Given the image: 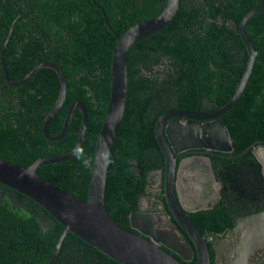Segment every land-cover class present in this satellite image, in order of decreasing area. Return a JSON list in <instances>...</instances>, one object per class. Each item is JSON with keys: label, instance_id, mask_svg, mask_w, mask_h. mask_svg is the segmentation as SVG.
<instances>
[{"label": "trees", "instance_id": "16d2710c", "mask_svg": "<svg viewBox=\"0 0 264 264\" xmlns=\"http://www.w3.org/2000/svg\"><path fill=\"white\" fill-rule=\"evenodd\" d=\"M94 2L103 8L109 26L121 34L158 14L164 0ZM257 7L258 0H179L167 25L126 52L127 95L110 149L114 162L107 167L104 187L105 208L121 227L131 230L127 217L138 210V200L146 195L149 172H163L153 133L156 118L173 109L214 110L231 97L247 59L238 21ZM244 31L258 53L241 95L219 118L231 139L232 154H241L234 160L254 165L251 145L264 144V12L249 18ZM113 45L114 36L91 0H0V50L7 78L20 80L37 59L59 66L65 99L48 132L60 130L69 104L82 102L87 121L81 146L91 157L108 98ZM58 86L50 68H39L15 86L5 82L0 69V159L26 166L37 158L68 153L75 146L80 125L77 109L60 139L49 141L41 132ZM35 171L86 199L90 169L82 167L74 155ZM157 199L166 207L162 191ZM189 219L204 237L231 226L221 209ZM61 231L62 226L42 207L0 184V264H45ZM179 261L196 264L193 249L190 260ZM52 264L119 263L66 233Z\"/></svg>", "mask_w": 264, "mask_h": 264}, {"label": "water", "instance_id": "95a60500", "mask_svg": "<svg viewBox=\"0 0 264 264\" xmlns=\"http://www.w3.org/2000/svg\"><path fill=\"white\" fill-rule=\"evenodd\" d=\"M179 0H164L163 7L155 16L137 22L121 34H117L108 24L103 8L94 0L103 18L106 28L114 36L109 65V92L104 115L93 146L94 167L90 169L86 199L82 200L57 185L45 180L36 173L38 166L65 161L73 156V149L83 142L87 111L80 101L68 105L62 126L55 134L48 132V125L65 99V80L59 66L50 62H41L32 67L20 80L7 78L0 50V69L8 85H20L27 81L39 68H50L58 79V92L51 109L42 120L41 132L45 139L56 141L63 136L75 109L80 113V125L75 146L63 155L37 158L26 166L0 159V184L22 194L42 207L61 226L51 257L45 264L55 260L62 239L66 233H72L96 250L119 264H182L195 254L196 264H251L252 254L264 253V211L232 220V227L224 238L214 235L207 239L196 229L181 208L174 191L176 153L181 150L206 148L221 152L231 151V140L220 115L228 111L242 93L250 74L254 57L258 53L244 31L246 21L264 12V0H258V7L247 11L238 21L237 32L247 54L245 67L231 97L216 109L203 113L195 110L174 109L160 114L153 126L154 139L163 158L162 196L167 211L175 224L161 212L132 211L128 214V226L121 227L108 214L104 202V187L107 168L96 162L98 151L103 149L105 141L111 149L118 131L127 95V75L125 56L128 49L140 39L162 29L174 16ZM11 29V25L10 28ZM7 38L4 40L6 42ZM180 120V121H179ZM193 120L207 122L196 123ZM251 153L260 165L264 177V145H252ZM165 220V227L162 221ZM254 226V232L248 231ZM251 233L262 234V240L253 241ZM169 249L170 252L165 250ZM209 249L213 252L210 259ZM262 249V251H261ZM257 257V256H256ZM264 263V262H263Z\"/></svg>", "mask_w": 264, "mask_h": 264}, {"label": "flooded vegetation", "instance_id": "af4514ba", "mask_svg": "<svg viewBox=\"0 0 264 264\" xmlns=\"http://www.w3.org/2000/svg\"><path fill=\"white\" fill-rule=\"evenodd\" d=\"M196 108L203 113L212 111L207 107L200 109L198 106L191 110ZM192 122L207 121L193 120ZM252 145L258 144L253 143ZM232 149L230 152H221L195 148L181 150L175 155L174 191L181 208L188 213V217L221 209L231 221V226L222 232L205 236L209 246L211 245L210 238L214 235L218 238H224L227 235V231L232 227V220L264 211V177L261 174L259 163L254 156V165L251 162L241 163L240 160H234L236 157H241V154H232ZM148 176L149 186L146 189V195L138 200L137 211L165 213L168 219L175 224L167 208L157 199V194L162 191L160 170L150 171ZM146 200L150 204L149 207L145 206ZM164 221L162 225L165 227ZM247 230L254 232L255 227L250 226ZM251 236L252 240L257 243L259 242L258 236L263 241L261 233L259 235L251 233ZM163 248L170 252L169 249ZM170 253L180 260L176 254ZM211 254L213 257L212 250ZM249 261L251 264H264V253L252 254Z\"/></svg>", "mask_w": 264, "mask_h": 264}, {"label": "clouds", "instance_id": "9594fccd", "mask_svg": "<svg viewBox=\"0 0 264 264\" xmlns=\"http://www.w3.org/2000/svg\"><path fill=\"white\" fill-rule=\"evenodd\" d=\"M73 155L76 160L80 161L82 167L89 169L94 167V158L86 155L82 146L76 145L73 149ZM95 160L105 169L114 162L107 141H105L103 149L98 151Z\"/></svg>", "mask_w": 264, "mask_h": 264}, {"label": "rangeland", "instance_id": "374dc122", "mask_svg": "<svg viewBox=\"0 0 264 264\" xmlns=\"http://www.w3.org/2000/svg\"><path fill=\"white\" fill-rule=\"evenodd\" d=\"M144 204V203H143ZM145 206H150V204L148 203V201L146 200V202H145Z\"/></svg>", "mask_w": 264, "mask_h": 264}]
</instances>
